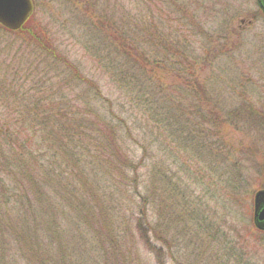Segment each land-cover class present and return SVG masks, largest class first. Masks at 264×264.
Instances as JSON below:
<instances>
[{
    "label": "trees",
    "instance_id": "16d2710c",
    "mask_svg": "<svg viewBox=\"0 0 264 264\" xmlns=\"http://www.w3.org/2000/svg\"><path fill=\"white\" fill-rule=\"evenodd\" d=\"M88 1L84 0L78 14L74 15L87 19ZM103 2L101 10L106 20L103 24L101 19L99 24L95 20V24L98 30L103 32L105 28L112 37L107 38L106 52L97 53L96 63L107 73L124 103H129L141 115L142 122L135 132H131L130 127L129 131L127 128L123 131V118L112 110L111 101L106 98V105L95 103L97 99L90 93L94 91L100 96V90L91 80L79 77L75 65H70V70L75 71L76 83L69 73L63 75L62 71L56 73L47 68L38 74L31 73L32 78H38L31 88L24 90L18 85V76H23L21 72L36 69L41 62L58 63L56 56L51 61L41 60L35 66L28 65L13 72L16 79L11 80L9 74L0 77V95L6 100V104L0 105L4 110L0 115V264H99L100 260V264H108L110 253L119 256L117 249L121 250L119 244L123 237L120 228L126 226L131 217L108 213L111 209L105 205L102 208L97 200L102 197L109 206L122 207L120 197L124 195L121 191L128 194L125 187L129 186L135 192L134 197L128 194L127 203L137 209L130 214L135 218L136 231L141 238L146 234L155 241L163 240V233L154 219L156 199L141 194L138 169H147L151 164L154 168L148 172V178L156 182V151L151 145L171 130V119L182 117L183 112L178 110L177 117L169 118L172 108L167 102L175 92L171 87L176 81H172V86L171 83L160 84V88L155 87L157 96L150 95L143 66L162 68L170 72L172 79L179 76L187 84L183 87L185 90H181L190 100L189 104L183 103L189 110L187 124L193 114L201 117L200 123L191 125L192 130L188 128L191 133L202 135L200 138L205 142L207 135H203L216 127L215 109L199 89L204 83L195 78L191 68L192 51H185L180 43L174 51V47L166 46L162 38L158 41V26L160 32L166 34L164 37H168L172 31L176 32L174 24L180 25L182 15L176 1L128 0L133 8L131 12L125 11L122 2ZM123 12L128 17L123 19ZM191 20L183 25L187 27ZM27 22L13 34L21 35L26 48L47 50L29 54L30 58L42 59L48 54L47 35L40 29L37 32L35 27H26ZM163 22L166 23L164 28L161 27ZM183 36L177 34V41H185ZM143 43L147 45L146 51ZM151 48L162 52V56L151 55ZM180 55L184 58L180 59ZM123 58L125 62L121 61ZM28 62L35 63L34 60ZM146 80L150 85L155 82L152 78ZM80 82L85 85L77 91ZM193 90L196 91L194 95ZM198 93L201 99L195 100ZM72 94L74 96L69 99ZM12 96L18 99H11ZM172 100L180 107L177 97ZM125 135L142 140L139 141L142 154L137 159L127 154ZM185 139L172 141V148L179 152L176 159L181 161V154L191 147ZM186 157L188 160L191 154L187 152ZM232 189L231 183H226L229 197ZM97 207L101 213L95 212ZM93 225H98V229ZM144 244L154 252L152 244Z\"/></svg>",
    "mask_w": 264,
    "mask_h": 264
},
{
    "label": "rangeland",
    "instance_id": "374dc122",
    "mask_svg": "<svg viewBox=\"0 0 264 264\" xmlns=\"http://www.w3.org/2000/svg\"><path fill=\"white\" fill-rule=\"evenodd\" d=\"M175 1L182 15L180 25L174 24L176 32L172 31L168 37H164L166 34L161 33L158 26V41L162 38V42L174 47V51H177L175 46L178 43L185 51H192L191 68L195 78L204 83V87L199 89L207 97L211 108L215 109L216 127L203 135H207L205 142L200 138L202 135L191 133L188 128L192 130L191 125L200 123L201 117L193 114L187 124L189 110L183 103L189 104L190 100L181 91L187 84L179 76L172 79L170 72L162 71V68L148 64L143 66V77L150 95L157 96L155 87L160 88V84L171 83L172 86V81H176V85L171 87L175 90L171 98L177 97L180 107L174 105L170 98L167 102L172 108L169 118L177 117L178 110L183 112L182 117L171 119V130L151 145L156 151V182L148 178V172L154 168L151 164L146 166L147 169H138L142 181L138 184L141 194L152 195L156 199L154 219L163 233V240L155 241L146 234L141 238L136 231L135 218L130 214L137 209L127 203L130 200L128 194L133 197L135 194L132 186L125 187L128 194L121 191L125 196L120 197L122 207L116 204L109 206L100 197L102 202L99 199L97 202L102 208L104 205L109 207L111 210L108 213L131 217V221L120 228L123 237L119 244L121 250L117 249L119 256L110 253L108 264H264V231L257 229L253 223L254 194L264 189V17L256 0ZM33 2L36 3L35 11L26 27L32 26L37 32L40 29L46 33L48 54H44L42 59L37 56L30 58L29 54L47 50L26 48L21 35L0 27V77L9 74L11 80L16 79L13 72L28 65L35 66L41 60L51 61L56 56L58 63L41 62L38 68L21 72L23 76H18V85L24 90L31 88L38 79L32 78L31 73L38 74L47 68L56 73L62 71L63 75L69 73L76 83L75 71L70 70V65H75L79 77L91 80L100 90V96L94 91L90 93L97 99L95 103L106 105L104 100L109 99L112 110L123 118V131L126 128L129 131L128 127L131 132L134 131L142 122L141 115L129 103H124L107 73L96 63L97 53L106 52L107 38L112 37L109 31L104 28L102 32L95 24V20L98 24L100 19L102 24L106 20L101 10L103 0L88 1L87 19L74 15L78 14L84 0ZM112 2H122L125 11L133 9L128 0ZM107 4L111 6L110 2ZM124 12L123 19L127 16ZM188 20L191 24L185 27ZM165 26L166 23H161L162 28ZM177 34L184 35L187 41H177ZM146 46H143L145 51ZM162 54L151 48V55L159 57ZM178 54L175 53L176 56ZM181 58L184 57L180 55ZM28 60L35 63L30 64ZM61 60L68 65L62 64ZM121 61L125 62L126 58ZM151 78L155 81L152 85L146 80ZM61 84L66 85L64 81ZM84 85L85 82H80L76 90ZM193 91L194 95L196 91ZM73 96L70 95L69 99ZM11 99L18 98L12 96ZM11 99L9 102H12ZM198 99H201L200 93L195 100ZM120 103L124 107L121 108ZM3 104L6 100L0 95V105ZM3 113L0 107V115ZM130 137L124 136L127 154L137 159L142 154L139 146L142 140ZM185 138L191 144L187 151L191 158L187 160V152H184L181 161L176 159L179 152L172 148V141H186ZM146 139L149 141L148 137ZM226 183H231L234 189L230 197L225 190ZM134 199L139 201V198ZM95 212L101 213V210L97 207ZM93 226L98 229V225ZM144 242L152 244L154 252H150Z\"/></svg>",
    "mask_w": 264,
    "mask_h": 264
},
{
    "label": "water",
    "instance_id": "95a60500",
    "mask_svg": "<svg viewBox=\"0 0 264 264\" xmlns=\"http://www.w3.org/2000/svg\"><path fill=\"white\" fill-rule=\"evenodd\" d=\"M264 15V0H257ZM32 12L30 0H0V26L15 31L25 22ZM253 222L264 231V189L254 194Z\"/></svg>",
    "mask_w": 264,
    "mask_h": 264
}]
</instances>
